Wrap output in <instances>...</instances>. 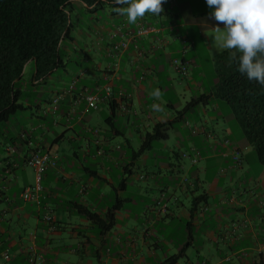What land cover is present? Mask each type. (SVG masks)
Listing matches in <instances>:
<instances>
[{
  "label": "crops",
  "instance_id": "crops-1",
  "mask_svg": "<svg viewBox=\"0 0 264 264\" xmlns=\"http://www.w3.org/2000/svg\"><path fill=\"white\" fill-rule=\"evenodd\" d=\"M171 4V9H164L153 22L144 17L135 24H129L125 15L109 9L106 15L109 20L97 19L84 44H72L65 49L67 61L78 60L72 69V85L66 84L62 75L55 80L50 77L44 84L35 82L37 96L30 121L24 126L6 127L3 137L0 136V205L5 207L0 209V237H8L10 248L17 250L12 255L9 250L1 253L0 264L5 261L52 264L62 254L67 256L61 259L62 264H234L235 260L239 264H259L264 261V244L257 230L264 227V215L254 217L252 205L256 197L263 200L264 192H260L261 196L259 192H234L217 179L204 190L200 175L195 177L194 184L186 179L183 184L180 175H176L186 170L183 165L187 163L191 167L201 163L208 167L215 159L201 144V139L212 137L207 129L189 128L197 143L187 145L186 152L179 151L186 145V139L175 129L178 122L187 124L186 114L180 113L183 103L178 95L183 94L186 100L190 93V100H194L212 92L197 81L203 76L200 72L203 62L197 56L199 42L190 38L188 29L196 27L215 33V21L203 17L196 24H179L173 1ZM163 17L174 18L176 24L168 22L164 26ZM141 27L156 31L138 37L136 32ZM214 36H211L213 44ZM89 41L91 47L86 43ZM215 50L222 52L216 47ZM179 58L189 71L195 70L184 76L186 85L174 79L175 73L180 75L173 68ZM67 69L62 74L66 75ZM154 89L162 92L159 100L151 96ZM87 95L97 97L96 108L89 107ZM58 96L60 101L55 111L54 100ZM154 104L159 105V110L153 109ZM206 106L196 108L207 115ZM49 115L57 119H50ZM158 124L167 126V139L156 141L150 150L137 155L142 139ZM173 132L175 142L169 144V133ZM230 137L231 131L225 130L223 140L214 137L211 143L213 148L224 149L217 164L223 166L229 161L232 167L228 173L233 167L242 168L244 160L243 148ZM36 151L50 153L57 162L56 167L50 166L42 175L40 204L24 202L21 198L26 188L37 183L35 170L27 165L29 156ZM237 156L240 162L235 159ZM151 165L157 169V174L146 173L151 177L136 172ZM163 170L171 173V184L166 187L157 181ZM145 181L151 185H144ZM151 187H161L153 198L154 205L132 213L127 204L132 202L133 192ZM244 194L248 201L241 197ZM259 201L254 203L264 209V201ZM118 202L122 205L116 212L115 227L104 237L75 209L79 204L102 216ZM8 214L17 217L16 222L7 221L4 216ZM34 216L36 228L29 237L31 246L25 251L24 238L16 232L10 236L8 232L13 226L28 228ZM45 216H50L52 221H44ZM138 227L142 230L140 236L134 231ZM155 227L158 231L153 233ZM167 230L172 231L171 235ZM67 232L73 245L60 242ZM16 238L20 241H15ZM7 244H1V248ZM180 253L176 262L171 260Z\"/></svg>",
  "mask_w": 264,
  "mask_h": 264
},
{
  "label": "trees",
  "instance_id": "trees-1",
  "mask_svg": "<svg viewBox=\"0 0 264 264\" xmlns=\"http://www.w3.org/2000/svg\"><path fill=\"white\" fill-rule=\"evenodd\" d=\"M124 6L116 5L114 0H0L1 137L18 113L33 112L37 96L35 82L44 84L50 77L62 74L72 63L74 67L77 65V59L67 61L65 49L76 43L74 30L77 24L83 25L81 12L95 15L100 11L105 12L107 7L113 10ZM97 19L99 14L95 16ZM88 28L90 30L92 25ZM229 56L225 50L214 57L217 86L209 94L191 100L180 113L186 114L193 108L206 106L212 99L225 101L243 127L247 143L253 147L264 167V86L249 81L237 70L238 64L231 61ZM27 66H31V76L28 78L25 77ZM167 137V126L158 124L152 133L142 139L137 155L150 150L153 143ZM235 158L241 161L238 156ZM120 205L122 203L118 202L102 216L79 204L75 209L97 227L100 237H104L115 227ZM188 230V238L191 239V224ZM180 255L173 256L171 260L176 262ZM259 264H264V261Z\"/></svg>",
  "mask_w": 264,
  "mask_h": 264
},
{
  "label": "rangeland",
  "instance_id": "rangeland-1",
  "mask_svg": "<svg viewBox=\"0 0 264 264\" xmlns=\"http://www.w3.org/2000/svg\"><path fill=\"white\" fill-rule=\"evenodd\" d=\"M173 1V4L175 5L174 7V13H176V16H178V22L179 24L181 23H191V24H196V22H200V20H202L203 17H209V13L212 11V9H210L205 0H166V2L163 4V8L166 10H170L171 9V3ZM127 6V5H126ZM125 6V7H126ZM109 13V9L108 7L105 9V12L100 11L99 13H96L95 15H89V14H84L81 12L80 17L82 19L83 25L82 24H77L78 26H76L75 30H74V37L76 38V43L75 45H77L78 43L80 45L84 44V40H88L87 39V35L89 34V28L88 26H93L96 23L95 20V16L97 14H99V19L102 20V22H106L109 20L108 15ZM106 16V17H105ZM156 15H151L148 14L145 16V19H150L151 22H153L154 17ZM163 19L165 20L164 22V26H167V24H169L168 22H174V24H176V20L174 18H167V17H163ZM97 24V23H96ZM80 25V26H79ZM182 29L179 28V33H181ZM189 33H190V38L192 40H194L195 42H199L198 46H197V56L199 57V62H203V66L200 69V72L203 73V76L198 78V82L200 84H203L205 87H207L210 91L213 90L217 84H218V79H217V74H216V66L214 63V57L217 56L219 53L216 52L215 50V45L213 44L212 38L211 36L216 35V33H212V32H203V29H198L196 27H191L188 29ZM204 35V37L202 36ZM204 40V41H203ZM91 41L86 42L88 43L89 47H91ZM204 43V44H203ZM66 44V43H65ZM223 52V51H222ZM209 53V54H207ZM218 53V54H217ZM210 55V59H208L207 57ZM192 56V55H190ZM178 57H181V55L179 54ZM93 58V57H92ZM179 63L180 58L176 59ZM73 65H70L67 69V74H60V75H54L53 79L55 80L56 78L58 79L59 76H63L65 78V82L66 84H73L71 83L73 81L72 79V69L74 67V63H72ZM173 68H175V66L173 65ZM195 70L190 69V71L188 70V74H193ZM30 72H31V66H27L25 69V77L28 78L30 77ZM184 76L183 75H177L175 73V77L174 79L179 82H184L185 79H183ZM58 83V81H56ZM74 82V81H73ZM185 85L187 84L186 82H184ZM43 96L40 97L41 101L44 98V94L41 93ZM187 99L184 100L183 98V94L182 95H178V98L180 99V101L183 103V106L180 108V110L184 109V107L187 104V101L190 102V93H187ZM214 101L213 103L211 102L210 105L206 106V110L209 112L207 115L203 114L200 109H202L203 107L201 106L200 109L198 108H193L190 111H188L186 113V122L187 124L185 125V122H178L175 124V129H179L180 133H181V137L186 139V145H184L183 147L180 148V152H186L189 151L188 148H185L187 145H193L196 144L197 141L194 140L190 134L191 132H189V128L191 129H201L202 127H204L205 129H207L209 135H211L212 137H209V140H205V139H201V144L202 146L205 148V150L207 151V153H211L213 159L209 164L208 167L204 164H198L195 167H191L188 163L187 165H183L184 168H186V170L184 172H181L180 174L176 175H180V178L183 181L186 180H191V182L194 184L195 183V177L197 176H201V182L204 183L203 184V188L204 190H207V185L208 183H211L213 180L217 179L220 184L224 183L225 187L226 186H230L231 190L234 192H259L258 194L261 196L262 194H260V192H264L263 189V184H264V167L263 165L258 161L256 153L253 149L252 146H250L247 143L246 137H245V133H244V129L243 127L237 122L235 114L233 113V111L231 110V108L227 105V103L225 101H221V100H217ZM43 104V102L41 103V105ZM216 109V110H215ZM211 117H213V119H211ZM50 119H57L56 116H52L49 115ZM31 119V111H27V112H20L18 113L10 122L11 126L10 128L16 127L18 125H25L26 122L30 121ZM60 130H63V128H60ZM225 130H229L231 131V135L232 137H230L231 141H235L237 142V144H239V146L241 148H243V152L242 155L244 157V160L242 161L243 165L242 168H235L233 167V169L230 170V172L228 173L229 167L231 166V163L228 161L225 165H219L217 164V159L218 158H222L220 157L223 153L222 148L220 147H216L213 148L211 147V143H213V138L214 137H221L222 139V131ZM170 134V142L169 144H172L173 142H175V134L173 133H169ZM195 138H200L195 137ZM210 144V145H209ZM179 152V153H180ZM236 162V161H235ZM177 163V162H175ZM186 163V162H185ZM239 164V163H238ZM232 167V166H231ZM207 169V170H205ZM175 170V167H174ZM31 171V170H29ZM136 172L138 174H144L145 176L151 177L149 175H146V173H154L157 174V169L154 165H151L148 167L147 170H145L144 167H141L140 169H137ZM162 177H160L158 181V185H161V187H166L168 185L171 184V173L166 172L165 170L162 171ZM175 172V171H174ZM32 173V171H31ZM138 185H143V183H139L136 182ZM185 184V183H183ZM144 185H151V182L145 181ZM154 185V183H153ZM161 187H151L150 190H143L141 192H133L132 195V202L127 204V208L132 210V213L137 214L138 210L140 209V211L142 209H144V206H153V198H155L157 196V192H160ZM19 190H16L15 192H18ZM148 192V193H146ZM156 192V193H155ZM200 192H203L202 190H200ZM138 193L140 194L138 196ZM197 195V194H196ZM16 197V195L14 196V198ZM244 201H248L249 198L248 196H246V194H244L243 196ZM240 197V198H241ZM263 200H260L261 202L264 201V196H262ZM239 198V199H240ZM256 201H259V198L256 197L254 198L252 205H254L253 207V215L254 217H261V214L264 215V209H262V207H260V204L258 205V207L256 206ZM259 201V203H261ZM255 202V203H254ZM4 206L0 205V209L4 210ZM237 214V213H236ZM135 216V215H132ZM238 215H236L237 217ZM235 217V218H236ZM4 218L7 221L13 220L14 222H16L17 217L14 218L11 214L5 215ZM32 222L30 223L28 228H25L24 230L17 228L13 226V230L9 231L8 233L11 236L12 232H16L19 233L23 238H24V244L25 246H27L25 249V251L28 250L29 245L31 246V244H29V237L31 236V234L34 233L35 228H36V224H37V219L36 217H32ZM262 225L261 220L259 219V226ZM217 226V225H216ZM5 230L7 229L6 226L3 227ZM158 227L153 228V233H156L158 231L157 229ZM258 233L261 235V243L264 244V227H260L257 229ZM134 231L137 232V235L140 236L141 235V228H137ZM168 235H171L170 233H172L171 230H167L166 232ZM70 234L64 233L62 235V240H60L62 245H73L72 243H74L71 239H70ZM155 235V234H154ZM60 238V239H61ZM218 238V237H217ZM15 241H20L18 238L15 239ZM3 243H8L6 246H4L3 248H0V252L2 250H9L10 255L14 254L15 248H10V239L6 236H1L0 237V246ZM244 243L246 244V242L244 241ZM251 246L253 247V244L251 243ZM21 247V246H20ZM18 249V248H17ZM254 253V252H253ZM1 254V253H0ZM160 254V252H159ZM67 256H65L64 254L59 255L58 258H55L52 262V264H62L61 259H65ZM67 261H71V262H75V259H71V260H67ZM77 262V261H76ZM15 262H6L5 264H14ZM16 264H21L19 261ZM29 264V263H28ZM234 264H239L238 261H234Z\"/></svg>",
  "mask_w": 264,
  "mask_h": 264
},
{
  "label": "clouds",
  "instance_id": "clouds-1",
  "mask_svg": "<svg viewBox=\"0 0 264 264\" xmlns=\"http://www.w3.org/2000/svg\"><path fill=\"white\" fill-rule=\"evenodd\" d=\"M166 0H114L113 11L125 15L129 24H135L146 15L164 12ZM212 9L210 19L215 21L214 44L219 51H228L230 60L238 64V71L249 81L264 86V0H205ZM223 27H220V25ZM151 96H162L154 89ZM154 110L159 105L154 104Z\"/></svg>",
  "mask_w": 264,
  "mask_h": 264
},
{
  "label": "built area",
  "instance_id": "built-area-1",
  "mask_svg": "<svg viewBox=\"0 0 264 264\" xmlns=\"http://www.w3.org/2000/svg\"><path fill=\"white\" fill-rule=\"evenodd\" d=\"M155 31L156 29H153V28L141 27L136 32V35L138 37H142V36L148 35ZM174 66L180 75L187 76L188 66H186V64L182 62L179 63L177 60H175ZM59 101H60V97L58 96L54 100V104H55L54 110L55 111L58 108ZM86 102L88 103L89 107L96 108L97 97L94 95H87ZM235 159L238 160V158H235ZM27 165L35 170L37 174V183L34 187L26 188L22 192L21 198L24 202H35L37 204H40L41 192L43 190L41 183H40L42 175L47 170V168H49L50 166L56 167L57 162L50 153L34 152L29 156L27 160ZM44 221L49 223L52 221V218L50 216H45Z\"/></svg>",
  "mask_w": 264,
  "mask_h": 264
}]
</instances>
